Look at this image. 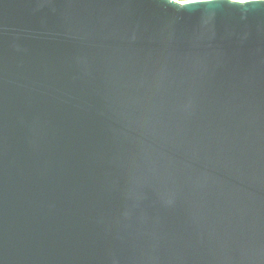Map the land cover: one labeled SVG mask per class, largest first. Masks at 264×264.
I'll return each mask as SVG.
<instances>
[{
  "label": "water",
  "instance_id": "1",
  "mask_svg": "<svg viewBox=\"0 0 264 264\" xmlns=\"http://www.w3.org/2000/svg\"><path fill=\"white\" fill-rule=\"evenodd\" d=\"M0 264H264V0H0Z\"/></svg>",
  "mask_w": 264,
  "mask_h": 264
}]
</instances>
